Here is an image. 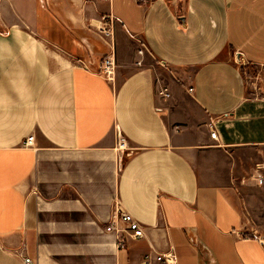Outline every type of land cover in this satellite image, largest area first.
Returning <instances> with one entry per match:
<instances>
[{
  "label": "crops",
  "instance_id": "1",
  "mask_svg": "<svg viewBox=\"0 0 264 264\" xmlns=\"http://www.w3.org/2000/svg\"><path fill=\"white\" fill-rule=\"evenodd\" d=\"M259 174L264 0H0V264H264Z\"/></svg>",
  "mask_w": 264,
  "mask_h": 264
},
{
  "label": "built area",
  "instance_id": "2",
  "mask_svg": "<svg viewBox=\"0 0 264 264\" xmlns=\"http://www.w3.org/2000/svg\"><path fill=\"white\" fill-rule=\"evenodd\" d=\"M112 26L113 20L106 19L104 25L100 28V31L105 36L112 35ZM144 49L139 50V55H143ZM138 64H141L139 62ZM83 66L87 69L94 66V63H84ZM97 74L103 76L108 82H114L116 79V71H117V62L115 57V52L112 50L108 55H106L97 65L95 68ZM191 91V90H190ZM158 94L163 96L164 98H169L170 93L167 88H162L159 90ZM210 130V137L211 139L218 141V132L215 126L212 124L209 126ZM34 142V137H29L26 139L24 146L25 147H32ZM116 150L119 153H125L129 151L128 140L127 138L121 133L120 130H117V143H116ZM121 160V159H120ZM257 180L259 184L264 182V177L262 174L257 176ZM107 232H112L118 237V247L125 248L127 238L131 239H142L145 237V232L143 226L135 220L132 215L125 212L122 209H119L117 212V216L108 223L105 229ZM255 239L256 236L252 235ZM264 244V241H262ZM26 264H34L30 258L24 259ZM142 264H177L176 256L173 251L169 253H155L150 252L144 255L142 259Z\"/></svg>",
  "mask_w": 264,
  "mask_h": 264
},
{
  "label": "rangeland",
  "instance_id": "3",
  "mask_svg": "<svg viewBox=\"0 0 264 264\" xmlns=\"http://www.w3.org/2000/svg\"><path fill=\"white\" fill-rule=\"evenodd\" d=\"M238 64L240 65V66H242V64H241V62H238ZM243 68V67H242ZM247 68H248V66L245 68L246 69V77H253V76H257V72L254 70V69H249V70H247ZM253 79V78H252ZM249 80H251V79H249ZM259 80V79H258ZM249 154H252V153H246V152H242V157H244V158H247V157H245V156H248V157H250V156H252V155H249ZM262 171V170H261ZM260 171V172H261ZM256 175H257V173H256ZM254 176V175H253ZM257 177V176H256ZM263 239H264V237H263Z\"/></svg>",
  "mask_w": 264,
  "mask_h": 264
}]
</instances>
